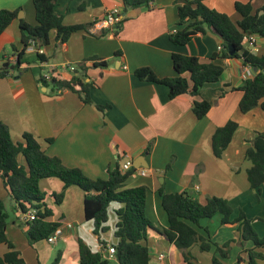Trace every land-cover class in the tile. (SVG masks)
Listing matches in <instances>:
<instances>
[{
	"label": "crops",
	"instance_id": "obj_1",
	"mask_svg": "<svg viewBox=\"0 0 264 264\" xmlns=\"http://www.w3.org/2000/svg\"><path fill=\"white\" fill-rule=\"evenodd\" d=\"M236 1L208 0L205 5L236 23ZM175 3L176 0H155L151 6L124 10L122 0H55L54 9L63 24L86 26V31L72 34L65 43H58L52 32L48 46L43 47L44 64L35 61L21 65L18 71L9 70L10 74L0 79V122L8 127L14 143H23V135L29 134L45 154L58 158L66 167L79 169L93 180L106 179L107 169H113L124 158L132 160V174L125 187H146L145 216L158 231H148L149 264H184L182 253L159 233L168 227L158 194L160 189L166 194L185 193L199 202L209 197L224 199L232 208L231 220L243 212L256 235L264 237V184L258 189L249 186L246 172L251 163L245 158L255 135L264 134V110L259 105L244 114L239 111L242 94L236 89L244 83L247 66L243 60L240 57L216 60L223 69L221 77L217 83L205 85L200 98L181 95L169 99L166 87L139 81L133 74L138 68L149 67L160 78L174 77L172 54L208 62L213 54L219 53L221 40L209 30L196 34L184 46L170 42L169 34L177 29ZM114 7L123 10L124 19L118 29L95 31L94 21ZM0 10H19L20 19L26 24H36L32 0H0ZM18 20L0 35V70L5 68L4 64H13L22 50ZM243 47L253 55H263L264 39L257 37L253 50L245 44ZM25 57L34 55L25 51ZM102 61H106V67L94 66ZM82 62L87 65V81L95 85L89 91L91 104H84L71 91L52 93L37 82L50 68ZM251 72L254 75L253 69ZM70 76L68 72L62 73L63 80ZM195 99L211 104L208 114L200 120L191 110ZM228 121L237 123L238 129L217 159L211 151V137ZM170 161V170L165 171ZM140 170L146 175L141 176ZM39 191L48 199L43 200L40 208L50 212L46 221L57 225V237L52 244L42 240L29 246L26 239L18 238L26 223L20 220V211L10 204L0 181V197L8 201L15 215L14 219H8L5 234L23 259L24 251L30 250L37 264H50L57 254L59 264H78L77 239L97 253H103V246L116 244L114 211L118 205L109 206L107 231L98 237L93 233V223L84 218V196L80 189L71 186L63 190L60 180L47 178L39 182ZM60 193L63 198L57 203L53 195ZM111 210L115 218L110 225ZM196 229L219 246L230 242L229 256L221 260L222 264H236L238 257L243 258V264L248 263L245 251L252 249L253 244L241 241L238 223L222 225L221 216L216 215L201 220ZM40 242H45V246ZM0 246L2 257L7 248ZM194 247L189 252L196 264H211L212 256L218 257L214 247L207 253ZM160 254L164 255L162 260L158 259ZM111 263L117 264L113 259ZM257 264H264V260Z\"/></svg>",
	"mask_w": 264,
	"mask_h": 264
},
{
	"label": "trees",
	"instance_id": "obj_2",
	"mask_svg": "<svg viewBox=\"0 0 264 264\" xmlns=\"http://www.w3.org/2000/svg\"><path fill=\"white\" fill-rule=\"evenodd\" d=\"M155 0H122L123 9H133L151 6ZM208 0H176L177 29L169 34L170 42L175 46L186 45L196 34H205L206 30L217 34L221 40L219 53L213 54L208 62H201L197 57L172 54L171 61L174 77H158L149 67L138 68L134 76L142 82L154 83L167 88L168 98L174 99L181 95L200 98L201 89L205 85L217 83L223 69L215 61L219 59L240 57L244 65L256 68L252 78L244 81L236 89L241 92L239 111L247 113L261 106L264 110V54L257 56L243 47L244 35H255L264 39V0L258 9L252 3L255 0H237L234 10L239 21L233 23L230 18L220 12L206 7ZM35 21L30 26L19 19L22 50L18 52L15 62L0 70V79L8 76L9 70L18 71L21 65H29L35 61H45L43 55L34 58L25 57V50L32 41L39 48L48 46L49 35L53 32L58 43H65L70 36L79 31H86V26H65L62 17L55 12V0H32ZM0 10V35L17 20L18 12ZM118 29V27H117ZM228 46L233 54H229ZM106 61L96 67H106ZM76 69L67 80L43 81L38 78V84L50 88L52 93L60 94L71 91L78 95L84 104H91L89 91L95 85L87 81V65L82 62L75 65ZM235 90V89H233ZM102 110V107L97 106ZM211 109V104L205 100L195 99L192 103V114L196 119L204 118ZM238 129L237 123L228 121L215 130L211 137V151L215 158H221L223 152L231 143ZM22 158V162L19 161ZM245 158L251 163L247 170V181L252 189H258L264 184V134L257 133L245 152ZM170 161L165 171H169ZM132 170L122 173L118 163L113 169H107V178L90 179L79 169L69 168L56 158L45 154L37 141L29 134L23 135V143H14L9 135L8 127L0 122V181L7 193L11 205L20 213L33 211L35 219L26 223V239L29 246L47 240L57 231V225L46 221L50 212L41 211L43 194L39 191L42 179L57 178L63 184V190L75 186L83 192V210L86 221L93 223V233L100 237L107 231L108 208L111 204L119 207L114 211L116 222L114 226L113 245L115 254L113 260L117 264H149L150 254L147 247L148 231H157L145 216L146 187L126 188L125 182L131 176ZM161 206L167 215L168 227L162 232L167 242L182 253L184 264H196L189 250L197 246L200 252L207 253L214 247L211 264H222L221 260L228 258L230 242L219 246L210 239L199 234L196 228L201 220H208L216 215L221 216V224L238 223V232L242 242H251L253 248L245 251L247 264H257L264 260V237L259 238L251 226V221L240 211L235 219H230L232 208L221 198L209 197L199 202L185 193L166 194L162 189L158 192ZM186 195V196H184ZM55 202L60 203L63 193L53 195ZM14 209V210H15ZM9 219V211L0 197V244L7 252L0 257V264H26L21 254L8 241L5 230ZM158 232V231H157ZM106 247V246H103ZM78 264H110L105 253L92 251L82 240L77 239ZM60 255L50 264H59ZM236 264H243V258L238 257Z\"/></svg>",
	"mask_w": 264,
	"mask_h": 264
},
{
	"label": "built area",
	"instance_id": "obj_3",
	"mask_svg": "<svg viewBox=\"0 0 264 264\" xmlns=\"http://www.w3.org/2000/svg\"><path fill=\"white\" fill-rule=\"evenodd\" d=\"M124 19L123 16V10L118 7H114L111 10H109L101 19H97L93 23V29L97 32L99 31H106V32H114L116 31L117 27L122 23ZM258 36L255 35H244L243 36V45H247L249 48L252 50L255 48V42ZM220 50V48H218ZM27 52L32 53L34 57L36 55H43L44 56V51L43 48H39L35 45L34 42L30 41L29 46L26 48ZM40 64H44V62L38 61ZM76 67L75 65H66L64 67H60L59 69H53L50 68L47 71H44L41 75L40 78L45 81V82H50L51 80H63L62 79V73L68 72L72 75V73L75 71ZM253 74L251 72V68L247 67L243 73V80H247L249 78H252ZM42 85L41 83H39ZM120 170L122 173L128 172L133 170V163L132 160L129 158H124L121 163L119 164ZM140 175L145 176L146 172L144 170H140ZM35 219V214L33 211H29L27 213H21L20 220L24 223L31 222ZM57 237V233L55 232L52 234L50 237L47 238V242L49 244H52L55 242ZM103 252L106 255L107 259H113L115 250L114 247L108 246V247H103ZM164 258L163 254H160L158 256L159 260H162Z\"/></svg>",
	"mask_w": 264,
	"mask_h": 264
},
{
	"label": "rangeland",
	"instance_id": "obj_4",
	"mask_svg": "<svg viewBox=\"0 0 264 264\" xmlns=\"http://www.w3.org/2000/svg\"><path fill=\"white\" fill-rule=\"evenodd\" d=\"M261 5H262V0H255L253 2L254 9L259 8ZM236 19H237V21H239V17L238 16H236ZM233 22H235L234 19H233ZM20 159H21L20 160V162H21L22 161V158L20 157ZM43 198L46 200V202L48 201L47 197H45L44 195H43ZM3 201H4L5 206L7 207L8 211H9V216H10L9 218H10V220L14 219L15 218L14 217L15 215H14V212H12L10 210V207L8 206V203H7L8 201L6 199H4ZM110 207H112V205ZM109 214H110L109 215V218H110L109 224L111 225V222L114 220L115 217H114V214H112V210H111V213H109ZM21 229H22V233L20 232V235L18 234V238L19 239H26V234H25L26 233V227L23 226ZM38 244H40V245L42 244L43 246H45V242H40ZM0 247L2 248L3 246H0ZM52 249H54V247H52ZM193 249H195V247H193ZM24 256H25L24 259L26 258L28 264H37V261L34 259V253L32 252V254H31V251L30 250H25L24 251ZM110 264H113V263H110Z\"/></svg>",
	"mask_w": 264,
	"mask_h": 264
},
{
	"label": "water",
	"instance_id": "obj_5",
	"mask_svg": "<svg viewBox=\"0 0 264 264\" xmlns=\"http://www.w3.org/2000/svg\"><path fill=\"white\" fill-rule=\"evenodd\" d=\"M17 18L20 19L21 18V14H18ZM228 50H229V54L232 55L233 51H232V48L230 46H228ZM6 66H7L6 64L3 65V67H6ZM256 70H257L256 68L253 69L254 72ZM184 196H186V195H184Z\"/></svg>",
	"mask_w": 264,
	"mask_h": 264
}]
</instances>
